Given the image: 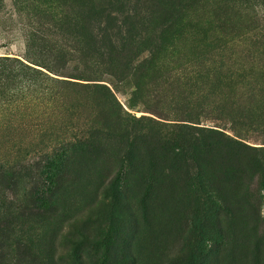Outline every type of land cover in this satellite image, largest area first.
<instances>
[{"label": "rangeland", "instance_id": "obj_1", "mask_svg": "<svg viewBox=\"0 0 264 264\" xmlns=\"http://www.w3.org/2000/svg\"><path fill=\"white\" fill-rule=\"evenodd\" d=\"M223 5L0 0V264H264L255 154L208 132L211 68L247 55Z\"/></svg>", "mask_w": 264, "mask_h": 264}, {"label": "trees", "instance_id": "obj_2", "mask_svg": "<svg viewBox=\"0 0 264 264\" xmlns=\"http://www.w3.org/2000/svg\"><path fill=\"white\" fill-rule=\"evenodd\" d=\"M177 1L180 3L178 12H183L184 8L193 7L200 3V0ZM223 1H225L226 6L223 5L217 9L215 21L219 22L220 25L216 29H219V32L231 29V35L235 39H242L239 44L247 47L243 49L247 55L235 59V61L230 59L233 55L227 56L225 61L222 60L211 68L214 74L212 79L216 81L212 88L222 93L223 96L221 97L224 100L223 105L214 109L219 112V121L229 125L230 128L225 126L226 129H222L223 131L210 129L208 132L226 139L225 143L227 141L229 146H240L254 152V164L250 162L248 166H253L261 172L260 186L264 205V148L250 147L245 143L249 133L258 132L264 128V0ZM231 3L233 5H230ZM246 41L249 43L247 44ZM158 52V46H154L147 62H152ZM1 61L11 62L8 57L2 58L0 64ZM11 67L13 69L10 70L8 77L13 75L15 79L25 81L19 83L17 95L20 98H26L35 91L27 83L32 82L37 77L35 75L37 72L17 61L12 63ZM4 73V71H0V76ZM214 95V92L211 93L212 98ZM215 104L216 102L212 103V105ZM223 119L225 120L223 121ZM224 131L233 134L231 136L226 135ZM262 133H264V129ZM261 145H264V141ZM177 149L178 155L185 153L182 147ZM257 157L260 158L257 159ZM113 200L118 203L119 198L114 197ZM198 201H200L199 198ZM12 225L13 221H10V226ZM7 230H9L8 227L2 231Z\"/></svg>", "mask_w": 264, "mask_h": 264}]
</instances>
